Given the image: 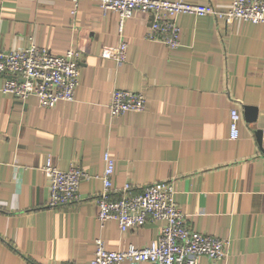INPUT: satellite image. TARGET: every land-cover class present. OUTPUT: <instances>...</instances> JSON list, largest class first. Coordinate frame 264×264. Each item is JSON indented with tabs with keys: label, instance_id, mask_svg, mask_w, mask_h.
Segmentation results:
<instances>
[{
	"label": "crops",
	"instance_id": "1",
	"mask_svg": "<svg viewBox=\"0 0 264 264\" xmlns=\"http://www.w3.org/2000/svg\"><path fill=\"white\" fill-rule=\"evenodd\" d=\"M168 1L226 9L232 0ZM72 10L70 0H0V51L30 41L54 55L72 49L80 69L73 99L51 108L2 93L0 76V264H85L97 238L115 251L155 238L158 223L120 232L96 219L105 152L114 159L113 196L125 184L137 192L172 181L188 228L228 240L223 259L199 264H264V25L180 14V45L170 50L147 39L152 17L136 12L123 25L126 59L115 62L100 51L118 41L117 14L89 0ZM114 89L143 92L146 109L110 118ZM48 158L87 173L78 202L45 205Z\"/></svg>",
	"mask_w": 264,
	"mask_h": 264
},
{
	"label": "built area",
	"instance_id": "2",
	"mask_svg": "<svg viewBox=\"0 0 264 264\" xmlns=\"http://www.w3.org/2000/svg\"><path fill=\"white\" fill-rule=\"evenodd\" d=\"M70 1L73 4L72 13H75L79 2L84 0ZM89 1L97 3L103 13L117 14L118 41L113 46H103L100 51L102 58L115 62L126 59L127 44L122 38L123 25L136 12L152 17L147 39L170 50L180 45V27L175 20L180 14L211 16L226 24L243 20L264 25V0H232L226 9L168 0ZM78 59L79 53L75 50L54 55L32 41L23 49L0 51V76L3 77L1 92L12 95L20 102L33 96L42 108H51L60 101H71L79 84ZM146 104L143 92L114 89L108 103L110 118L127 112H142ZM229 112L228 137L235 140L239 136L241 115L234 105ZM103 162V188L95 197L96 219L100 224L115 221L120 232L135 230L147 222L158 223V231L155 238L142 247L129 244L116 251L108 250L103 240L97 238L93 258L85 264H199L201 256L214 262L227 255L230 247L227 239L200 234L188 228L186 217L174 200L172 181L153 182L137 192H132L130 185L125 184L120 195L115 197L111 193L114 159L105 152ZM42 171L48 182L47 207L55 208L79 201L80 182L89 176L78 164L60 170L48 158ZM65 264L81 263L70 261Z\"/></svg>",
	"mask_w": 264,
	"mask_h": 264
}]
</instances>
